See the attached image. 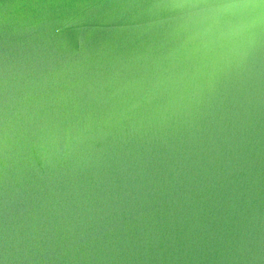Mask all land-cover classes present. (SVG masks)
<instances>
[{
	"label": "water",
	"instance_id": "1",
	"mask_svg": "<svg viewBox=\"0 0 264 264\" xmlns=\"http://www.w3.org/2000/svg\"><path fill=\"white\" fill-rule=\"evenodd\" d=\"M0 264H264V0H0Z\"/></svg>",
	"mask_w": 264,
	"mask_h": 264
}]
</instances>
